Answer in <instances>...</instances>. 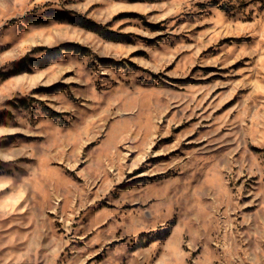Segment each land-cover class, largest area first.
Masks as SVG:
<instances>
[{
	"label": "rangeland",
	"instance_id": "374dc122",
	"mask_svg": "<svg viewBox=\"0 0 264 264\" xmlns=\"http://www.w3.org/2000/svg\"><path fill=\"white\" fill-rule=\"evenodd\" d=\"M0 264H264V0H0Z\"/></svg>",
	"mask_w": 264,
	"mask_h": 264
}]
</instances>
